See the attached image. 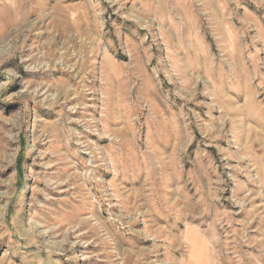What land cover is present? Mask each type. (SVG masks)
Instances as JSON below:
<instances>
[{
  "label": "rangeland",
  "instance_id": "obj_1",
  "mask_svg": "<svg viewBox=\"0 0 264 264\" xmlns=\"http://www.w3.org/2000/svg\"><path fill=\"white\" fill-rule=\"evenodd\" d=\"M0 264H264V0H0Z\"/></svg>",
  "mask_w": 264,
  "mask_h": 264
}]
</instances>
